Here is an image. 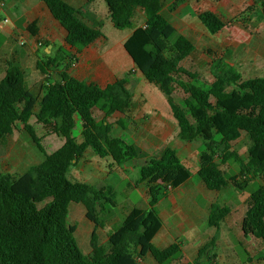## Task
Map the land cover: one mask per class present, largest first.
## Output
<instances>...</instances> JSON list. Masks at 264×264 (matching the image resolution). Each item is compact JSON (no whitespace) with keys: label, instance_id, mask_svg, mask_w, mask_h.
<instances>
[{"label":"trees","instance_id":"16d2710c","mask_svg":"<svg viewBox=\"0 0 264 264\" xmlns=\"http://www.w3.org/2000/svg\"><path fill=\"white\" fill-rule=\"evenodd\" d=\"M41 1L65 29L66 45L71 49L80 52L105 37L104 23L89 11L96 0H87L84 11L65 0ZM103 1L114 28L121 31L133 29L137 12L144 11L145 26L133 30L124 44L126 52L147 82L167 96L179 138L203 141L205 150L199 157L198 175L207 189L219 192L234 184L250 193L241 229L245 238L253 237L264 243V185L259 184L256 190L250 188L264 176V76L244 79L235 67L216 59L210 64L213 81L202 87L196 83L200 76L181 66L195 54L196 45L164 14L163 0ZM259 3L264 7L263 0ZM251 10L252 7L241 13L233 24L243 23ZM199 20L210 35L227 26L211 11L201 12ZM59 53L63 59L38 63L44 76L52 69L58 72L56 80L46 78L41 99L28 89L25 73L17 66L10 65L0 81V165L2 150L21 130L45 155L42 163L20 176L0 174V264H140L147 256L157 264L180 260L183 256L180 243L161 249L153 242L163 227L157 204L192 176L172 148L163 150L139 170L137 185H148L150 208L133 209L109 234L107 246L99 245L100 214L105 211L104 202L114 201L115 194L110 186L99 190L73 180L71 171L89 149L118 166L139 158L140 151L134 144L113 137V125L109 122L114 114H125L134 106V93L129 88L133 71L101 88L72 77L68 70L78 58L63 47ZM66 59L70 63L63 64ZM177 87L186 95L182 104L175 99ZM97 111L102 113V119ZM77 118L81 120V142L74 136ZM33 119L51 128L53 134L64 139V144L47 153L43 138L31 124ZM118 124L124 127L122 121ZM244 134L251 141L246 161L232 148V143ZM231 161L239 164L240 171L229 177L222 165ZM72 204L83 205L86 218L95 225L90 255L80 249L75 237L77 227L69 223ZM230 213V207L214 203L210 227L219 229ZM215 242L213 239L202 246L197 259L188 264H215Z\"/></svg>","mask_w":264,"mask_h":264},{"label":"crops","instance_id":"0c3cea01","mask_svg":"<svg viewBox=\"0 0 264 264\" xmlns=\"http://www.w3.org/2000/svg\"><path fill=\"white\" fill-rule=\"evenodd\" d=\"M65 1L81 11H84L87 4V0ZM168 1L167 6L164 4V14L182 35L190 38L196 45V52L190 58H193L199 50L198 43L201 38L207 39L209 36L212 45L206 46V49L218 51L217 55L210 59L211 63L212 60L222 59L235 67L244 79L264 76V7L259 0ZM250 7L253 10L246 13L245 21L233 24V21ZM171 9L173 11L168 15L166 10ZM89 11L96 15L97 20L104 23L102 32L105 35L106 27L112 24L106 3L103 0H96L90 4ZM204 11L215 13L227 26L220 33L210 35L199 20V14ZM138 16L143 19L139 25L136 22ZM0 18L10 20V23L0 25V81L5 77L10 65L17 66L25 73L28 89L39 99L43 96L46 78L54 81L57 79L58 72L52 69L48 71L47 76H44L38 69V63L55 58L63 59L59 53L61 47L78 58L71 65L68 73L78 80L95 83L101 88H106L130 71L137 72L135 63L126 50V53L123 51L122 45L124 47L134 29L145 26L146 18L142 9H139L135 16L134 28L127 29L129 33L123 38L120 37L116 45L112 46L105 35L80 52L66 45L65 29L54 19L41 0H0ZM86 22L91 24L87 20ZM20 38L25 39L24 46L20 45ZM39 42L43 44L42 47L38 46ZM68 63H70L68 59L63 62V64ZM181 66L184 67L182 64ZM138 97L134 93V106L131 110L125 114L116 113L109 119L113 125V137L124 138L137 147L141 158L139 156L136 160H141L142 163L138 165L139 167L158 157L163 150L172 148L192 173L187 182L171 190L157 204L163 227L154 238V244L161 249L176 242L182 245V258L172 264L193 263L198 257L200 248L213 239H216L214 253L217 255L218 241L224 229L227 234L224 237H229L233 243H246L255 251L257 243L264 247L261 240L253 237L245 238L241 229L250 193L234 184H230L219 192L207 189L198 175L199 157L205 150L204 143L198 144L203 141L201 139L194 142L181 140L172 109V113L168 109L163 112L150 105L148 98L143 101L145 104H142ZM96 114L99 119L103 118L99 111ZM119 121L123 122L124 127L118 124ZM81 133L82 129L80 137ZM81 140L82 138H79L78 141L81 142ZM136 160L125 166H118L111 159L99 158L93 150L89 149L85 157L71 171L73 180L92 185L99 190L110 186L115 194L114 201L104 202L105 211L101 213L103 222L100 220L101 226L97 229V235L101 232L107 234L105 241H99L101 246L108 243V235L122 224L133 209L148 210L150 208L148 185L146 183L137 185L139 178L136 181L129 179V173L138 168L133 167ZM76 170L77 175H75ZM196 177L200 179L196 180ZM257 182L262 184L259 179ZM134 193H138L139 201L133 198ZM214 203L231 209L230 215L219 229L209 225L211 207ZM242 210L243 213L239 215ZM76 212L82 211L76 210ZM256 253L260 254L258 251ZM250 255L241 264H262L260 260L263 258L253 259L254 257ZM217 258L215 264H217ZM140 264L157 263L151 256H147L140 261ZM206 264L209 263L206 262Z\"/></svg>","mask_w":264,"mask_h":264},{"label":"rangeland","instance_id":"374dc122","mask_svg":"<svg viewBox=\"0 0 264 264\" xmlns=\"http://www.w3.org/2000/svg\"><path fill=\"white\" fill-rule=\"evenodd\" d=\"M168 3H169L168 0L164 1L165 6H167ZM172 11L173 9H171L170 11L166 10L168 15ZM142 20H143L142 17L138 16V19L136 21L137 24L139 25ZM177 22H179V20H177ZM128 33H129L128 30H122V31L117 30L116 28H114L112 24L111 26H108L105 29V35L109 39V42L112 46L117 44L120 37L123 38ZM205 38L202 37L200 43H198L199 50L197 51L196 55L193 58H190L182 62L184 68H186L187 70L193 73H197L200 76L199 79L196 80V83L202 87H208L210 83L213 81V77L211 75L210 67H209L211 63L210 59L214 55H217L216 53H218V51H214L212 49H206V46L211 47L212 42L209 36L207 37V39ZM122 49L125 52L123 45H122ZM143 77L144 76H142V74L138 71L131 75V83L129 85V88L132 90V92H134L137 96H139L138 100L143 104L144 100L149 99L150 105L154 106L155 108L163 112L165 111V109H168L171 112V107L167 96L160 90V88H158L153 84H150ZM183 80L191 81V79L187 77H183ZM185 97L186 95L184 94V92L177 87L175 91L176 102L178 104H182ZM136 121L138 122V120ZM31 124H33L38 136L43 138L42 144L47 153L51 154L55 152L65 142L63 138H59L58 136L53 134L51 128L43 126L42 124L38 123L36 119H33V121H31ZM81 129H82L81 120L80 118H77V125L74 131V136L78 140L79 138H81L80 137ZM202 143L203 142H199L198 145ZM250 145H251L250 139L248 138V136L244 134L240 140L232 143V148L242 157V159L246 161L249 157ZM42 160L43 161L45 160V155L39 151V149L33 143L29 135L22 130L17 131L10 138L8 146L2 150L0 174H11L13 176H20L26 173L31 167L42 163ZM189 162L195 164V162H192L191 160H189ZM218 162L219 163L221 162L220 159H218ZM134 164L135 165H133V167L135 168L138 167V168L129 173V179L130 180L133 179L136 181L140 177L139 170L141 166L139 167L138 165L142 163L141 160L140 161L136 160ZM222 169L225 173H227L229 177H232L234 174H238L240 171L239 164H237L234 161H231L229 164H225L224 166L222 165ZM77 173L78 172L76 170L75 175H77ZM197 179L200 178L196 177V180ZM259 181H261L262 185H264V176L262 177L261 180L259 179ZM259 184H260L259 182L252 183L250 186L251 190H256ZM132 196L135 200L139 201L140 198L138 196V193H134ZM248 202L246 203L247 208H248ZM76 210H80L82 212L78 213L76 212ZM85 212L86 210L83 205L72 204L70 208L69 223L77 227V232L75 234V237L77 239L80 249L84 254L90 255L93 251L91 239H92V233L95 229V225L86 218ZM242 213L243 210L240 211L239 215H241ZM101 217L102 215L100 214V220L103 222V218ZM224 235H227L225 229L221 232L220 239L218 241L219 243L217 248L218 250H216V253L218 255L217 264H232L234 262L237 264H241V262H244V259H247L250 254H251L250 257H254L253 259L263 258L260 261L262 264H264V247L262 244L261 245H259L258 243L256 244V251L260 252V254H258L254 249L250 248L246 243L244 244L240 242L233 243L229 239V237H224ZM97 236H98V242L99 241L103 242L106 240L107 234L101 232L98 233ZM104 246H107V244L106 245L104 244Z\"/></svg>","mask_w":264,"mask_h":264},{"label":"built area","instance_id":"2783aa9c","mask_svg":"<svg viewBox=\"0 0 264 264\" xmlns=\"http://www.w3.org/2000/svg\"><path fill=\"white\" fill-rule=\"evenodd\" d=\"M8 23H10V20H9L8 18H6V19H1V18H0V25H2V24H8ZM19 40H20V45H21V46H24V45L26 44L25 39L20 38ZM42 45H43V44H42L41 42L38 43V46H39V47H42ZM74 66H75V64H74Z\"/></svg>","mask_w":264,"mask_h":264}]
</instances>
